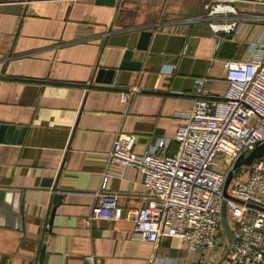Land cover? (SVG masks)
<instances>
[{
  "label": "crops",
  "instance_id": "0c3cea01",
  "mask_svg": "<svg viewBox=\"0 0 264 264\" xmlns=\"http://www.w3.org/2000/svg\"><path fill=\"white\" fill-rule=\"evenodd\" d=\"M112 1L0 0V125L17 128L0 138V264H217L228 248L226 236L205 251L167 236L156 247L130 220L86 221L105 177L104 197L143 206L144 174L109 163L117 135L136 136L137 153L166 139L174 154L195 79L226 93L224 61H246L264 36V0H228L236 14L213 18L208 0ZM222 22L238 26L214 32Z\"/></svg>",
  "mask_w": 264,
  "mask_h": 264
},
{
  "label": "built area",
  "instance_id": "2783aa9c",
  "mask_svg": "<svg viewBox=\"0 0 264 264\" xmlns=\"http://www.w3.org/2000/svg\"><path fill=\"white\" fill-rule=\"evenodd\" d=\"M207 18L236 14L228 0H208ZM232 1V0H231ZM237 22L212 24L214 32L230 34ZM219 40L216 51L221 47ZM228 89L210 95L204 78L194 81L193 107L175 136L177 151L168 154V140L160 139L146 152L134 149L136 136L119 133L109 163L130 166L144 174L143 206L123 210L115 196L104 197L108 178L90 218L134 223L132 238L159 246L163 236L183 241L188 251L214 249L223 233L221 207L232 164L264 144V36L250 49L246 61H224ZM120 101L128 104L129 96ZM226 199L235 241L221 264L264 262V158L242 167L234 176ZM225 236V235H224ZM224 257V256H223ZM85 264H97L87 255Z\"/></svg>",
  "mask_w": 264,
  "mask_h": 264
},
{
  "label": "water",
  "instance_id": "95a60500",
  "mask_svg": "<svg viewBox=\"0 0 264 264\" xmlns=\"http://www.w3.org/2000/svg\"><path fill=\"white\" fill-rule=\"evenodd\" d=\"M237 1H240V0H237ZM97 3L98 4H113V1L112 0H97ZM149 37H150L149 33H143L142 34L141 42H140V49L141 50L147 49L146 43H147V39ZM99 74H102V72H100ZM12 77H15V76H12ZM97 81H99V80H97ZM15 131H17V128H15V127L0 125V138L4 135L5 132L6 133L7 132L8 133H10V132L14 133ZM16 133L17 132H15V134ZM262 158H264V144L257 145L256 148L253 151H251L248 155H245V154L241 155L232 164V166L228 172V175L226 178V183L224 186V192H223L225 200L222 202V207H221V225H222L223 232L226 236V239L228 241V248L225 252L224 257L217 264H221L225 260V258L227 257V255L230 251V248L232 247V245L235 241L234 231H233V229L230 225L229 219H228V204H227L226 199H230V200H234V201H236V200L229 195V192H228L229 187H230V185L234 179L235 173L239 169H241L242 167L250 166L253 164L254 161L262 159ZM42 186L43 187H47V186L50 187L51 185L48 183V184H43ZM56 187L57 186L54 187V191L56 190ZM5 195H6V191L3 190V188H1L0 189V211L3 207H5V205H4V196ZM60 199L61 198L59 195H55L54 196V203L57 205L60 202ZM55 210H56V207L54 206V208L52 210L51 219L49 221V225H52V220H53V217L55 214ZM44 253H45V248H44V246L41 245L38 261H42V259L44 257Z\"/></svg>",
  "mask_w": 264,
  "mask_h": 264
},
{
  "label": "rangeland",
  "instance_id": "374dc122",
  "mask_svg": "<svg viewBox=\"0 0 264 264\" xmlns=\"http://www.w3.org/2000/svg\"><path fill=\"white\" fill-rule=\"evenodd\" d=\"M224 235H225L224 232L223 233L221 231L219 232V237H223Z\"/></svg>",
  "mask_w": 264,
  "mask_h": 264
}]
</instances>
